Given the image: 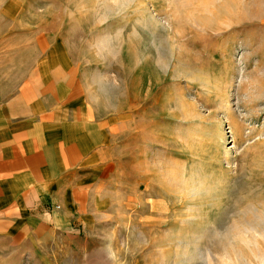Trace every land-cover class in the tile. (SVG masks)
Here are the masks:
<instances>
[{
    "label": "rangeland",
    "instance_id": "374dc122",
    "mask_svg": "<svg viewBox=\"0 0 264 264\" xmlns=\"http://www.w3.org/2000/svg\"><path fill=\"white\" fill-rule=\"evenodd\" d=\"M36 36L116 117L121 189L97 236L0 264H264V0H0V42Z\"/></svg>",
    "mask_w": 264,
    "mask_h": 264
},
{
    "label": "crops",
    "instance_id": "0c3cea01",
    "mask_svg": "<svg viewBox=\"0 0 264 264\" xmlns=\"http://www.w3.org/2000/svg\"><path fill=\"white\" fill-rule=\"evenodd\" d=\"M38 38L0 42V259L97 236V226L114 224L121 189L109 132L116 117L95 112L66 81L74 65L60 43ZM14 49L28 50L16 71L4 56Z\"/></svg>",
    "mask_w": 264,
    "mask_h": 264
},
{
    "label": "built area",
    "instance_id": "2783aa9c",
    "mask_svg": "<svg viewBox=\"0 0 264 264\" xmlns=\"http://www.w3.org/2000/svg\"><path fill=\"white\" fill-rule=\"evenodd\" d=\"M56 207H58V206H56Z\"/></svg>",
    "mask_w": 264,
    "mask_h": 264
}]
</instances>
